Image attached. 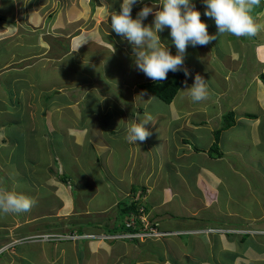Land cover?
<instances>
[{"label":"crops","instance_id":"crops-1","mask_svg":"<svg viewBox=\"0 0 264 264\" xmlns=\"http://www.w3.org/2000/svg\"><path fill=\"white\" fill-rule=\"evenodd\" d=\"M27 1L29 0H21L19 2L21 4H19L17 0H0V32L3 31V39L0 38V43L19 39V30L16 28L13 35L8 34L9 25H12L13 28L17 27L19 19L28 29L34 27L28 21L25 9L28 11L31 8V10L39 11L49 4V1L43 3L40 0H33V5H26ZM96 1L97 6L103 9L100 10L102 16L97 15L96 19H90L91 14L88 18L86 17L90 7L87 2L74 0L73 6L64 5L67 6L68 27L64 23L66 26L59 27L55 32H52L53 34L45 37L43 39L44 46H40L38 51L32 53L33 56L26 58L36 57L38 61L30 62L19 70L21 73L33 71L38 77L41 70L50 69L53 71L56 70L57 63H64V82L53 87L51 89L53 92L46 90L47 94H44L47 97L56 96L49 101L50 103H47L49 107L57 105V109L56 107L55 109L60 114L58 119L67 114L68 118H73V124L66 129L55 128L50 119L53 116V111L46 110L43 106L42 112L45 111V119V114L48 111L50 114L49 125L45 123V127L41 128L44 130L43 132H47V134H43V137L49 139L48 143L51 147L43 143V147L46 146L47 149L40 151L42 145H39L38 149L42 155L50 154L52 156L53 147L56 156L44 170L40 169L39 172L36 170L39 169L40 160L31 162L33 176L37 179L34 182L29 180L35 188L33 199L36 202L31 211L19 215L0 214V217H3V223H0V231L3 233L0 249L11 245L5 252L3 251V264H179V262L182 264H225L223 256L230 264H264V191L261 196L254 197L257 210L255 206H252L250 207L254 209L252 211L248 207L242 208L243 211H233L232 207L230 209L227 205L219 209L221 198L217 197L215 187L217 185L218 187L224 186L227 200L230 199L231 192L225 179L208 169L206 170L207 177L204 176L207 180L204 208L190 211L187 208L189 203L183 202L182 192L178 190L179 182L183 181V175L180 172L181 166L178 168L180 164H183L182 162L171 160L168 165L175 171V178L163 179L167 165L162 160L158 164L152 160L156 153L154 148L149 146L150 144L136 147V144L125 141L124 133L121 136L117 135L120 132V129L117 131V126L107 127L105 131L99 132L97 129L99 127L93 126L95 124L91 123L95 120L91 121L85 118V111H90L91 116L96 113L100 114L98 108L101 102L94 103V105L86 102L88 97L93 98L92 94H95V99L101 97L103 102H107L110 106L112 104L120 106L123 111L122 127L126 131L133 120L139 123L144 119V113H150L154 117V125L150 123L146 125V128L149 131L158 129L155 132L157 139L161 138V130L159 131L162 128V124H159L161 121H166L167 130L172 131L171 134L174 136L175 134L178 136L183 131L187 133L186 136H181V147H177L176 144L174 146L175 152L182 153V155L186 151H193L191 146L193 147L194 140L192 139L196 140L199 137L197 132L205 131L202 125L211 121L214 124L211 125V130L207 134L212 140L204 151L209 153L216 131L225 124V122L223 125L219 123V126L216 122L221 117L225 118V121H232L234 112H237L236 123L234 122L231 127L240 121L245 122V125L251 124L253 129L260 122L264 127V0H261L259 9L253 16L255 22L260 26L254 37L237 38L225 34L221 37V41L217 38L207 46H188L183 65L191 73L190 76H186L187 87L193 85L195 76L199 74L208 83L209 97L203 102L193 103L190 96L183 91L186 90L184 84L171 104L162 102L142 88L153 80L135 67L132 45L111 29L109 14L112 11H120L122 0ZM158 1L156 0V2ZM10 2L14 3V9L11 13H6V9L10 8ZM191 3L195 6L194 10L201 13L202 22L208 25L209 35L215 36L218 30L214 32L209 29L208 22H211V18L204 15L206 6L202 0H191ZM64 4H66L65 0ZM53 5L49 7L52 9ZM104 6L108 7L102 8ZM20 9L21 12H19ZM92 10L94 11L93 6ZM51 13L50 10L48 15ZM21 17L23 18L21 19ZM86 19L91 28H95L94 30L83 28ZM98 20L102 22L100 23ZM144 24L149 25L150 23L145 21ZM105 26L110 28L109 34L102 33L101 28L103 29ZM161 36H163L161 42L169 48L172 55H176L177 49L172 43L170 29H167L166 32L164 30ZM115 41H119V45H114ZM55 49L59 53H56ZM99 51L103 54L98 55ZM15 57L12 54L7 58L0 74L14 70V68L18 69L15 67L17 65L14 61ZM32 60L34 59L32 58ZM41 60L48 62V67L37 68L36 66ZM33 84L35 83L33 82ZM21 89L29 91L26 86H22ZM21 89L15 93L18 97L21 95L23 97V94L27 93L23 90L20 92ZM56 89H59L60 93H54ZM75 90H80V92ZM142 93L145 94L141 95ZM28 97L35 99L37 96L31 94L30 97L28 94ZM95 99L93 98L92 101L95 102ZM155 100L157 103H154ZM153 103L158 105L157 109H152ZM12 106L14 107V104ZM34 115L41 116V112L35 111ZM8 124L9 122H7ZM92 126L94 131L93 129L87 131V128H92ZM29 127L31 131L24 132L23 138H28L30 134H33V137H39L38 131L35 129L40 126L33 124ZM122 127L121 129H123ZM5 128L3 123L0 148L3 151L9 149L12 156L17 142L8 139ZM55 130L64 132L63 140L51 141L54 138ZM110 136L112 138L118 136L119 139L122 137L124 139L122 144L127 143L125 146L129 154L128 161L133 160L134 174L137 170L143 171L140 176L142 181L134 177L126 179L122 176H114L108 179H95L91 175H86L76 177L74 182L71 172L77 168L74 164L78 166L77 146L84 144L91 146L93 158L97 159L98 164H100V160L95 156L96 154L104 155V153L113 152L111 156L113 160H107V163L110 165L113 161L112 168H120L119 153L122 152L120 148L113 150L111 143L107 141ZM57 144L62 146L61 149L57 148L56 150ZM228 152L229 150L227 153L222 151L223 155L219 159H223ZM146 153H151V157H149L151 160L144 161ZM61 154L62 160L59 159ZM139 154H142L143 157L142 160L140 157L137 161ZM10 159L11 157L4 164L3 157V164L0 163V187L3 188L8 186L7 182L10 183V180L13 181L15 178V174H11L9 171ZM65 160L66 162H64ZM55 161L59 163L58 168H56ZM128 164L129 162H127ZM96 169L99 170L97 167ZM100 170L104 174H107L106 172L112 174L111 169L106 168L104 171L101 167ZM152 179H154L155 190L161 193V201L158 205L153 204L151 209L139 207L140 214L135 215L133 207L138 198L144 197L145 199L153 194L152 189L148 188ZM185 179L183 183L187 184ZM71 184L75 186L72 190H70ZM14 185L13 181V189L9 190L20 193L14 188ZM131 185L138 187V192H134ZM79 186L87 187L88 190L82 191ZM160 186L163 187L160 188ZM102 187H106L108 193H111L113 197L108 203L105 202ZM197 196L199 198V195L195 197ZM51 197L55 198L57 207L53 199V203L45 204V208L40 209L42 205L40 202L50 200ZM214 197L216 198L214 199ZM202 209L206 210L205 215H201ZM186 214L189 216L186 217ZM215 215H217L216 218ZM218 217L221 220H217ZM6 218L11 220L7 221ZM131 218L132 220L147 219L151 224L156 223V228L159 231L172 235L159 241L111 239L112 235L130 232L131 229L127 228L126 224L130 222ZM223 219H225V223L222 222ZM240 223H243L241 230L252 231L249 237L226 232L214 233L219 228L235 227L240 229L237 226ZM137 225V228L140 227L139 223ZM210 229H214V231L209 232ZM46 235H68L69 237L60 239L56 236H49L46 239L44 237ZM179 245H181L183 254L182 259L176 255V250H180ZM202 248L205 253L202 252Z\"/></svg>","mask_w":264,"mask_h":264},{"label":"rangeland","instance_id":"rangeland-1","mask_svg":"<svg viewBox=\"0 0 264 264\" xmlns=\"http://www.w3.org/2000/svg\"><path fill=\"white\" fill-rule=\"evenodd\" d=\"M33 0H29L26 2V5L30 4L33 5ZM43 1V3H47L49 1V4L42 10H34L31 8L25 9L27 12V16L29 18L28 21L34 25L33 28L28 29L27 27L23 26L22 22L19 19V23L17 24V27H14L12 25H9L8 28V34L13 35L15 30H19V39L17 41L14 40H9L4 43H0V72L3 71V64L7 62V58H9L12 54H14L15 57V63L17 65L15 66L18 69L14 70H8L9 72L6 73H1L0 74V134H3V123L5 124V132L7 133L8 139H13V141L17 142V147L14 149L12 156L10 155V150L5 149L4 151L1 150L0 148V163L3 164V157H4V164L8 162L9 158L11 157L10 161V166H9V171L11 174H15V178H13V181L15 183L14 188L17 189L20 193L27 195L33 199L34 194H35V188L32 186V182L37 180L33 176L32 172V163L34 161L40 160L39 163V169L36 171L39 172L40 169L44 170L47 164H49L55 155V148L52 147V156L50 154H45L42 155L40 152L42 149H47L46 146L49 145L51 147L49 142V139H46L43 137V134H47V132H43L41 127H45L46 125H49V114L50 111H48L46 115V119L44 117V112H42L43 106L46 108V110L50 109L53 111V116H51V124H54L55 128L61 127V129H66L70 128V125L73 124L72 120L73 118H68L69 115L65 114L62 115L61 119L59 118V112H56L57 105H52L49 107L48 103H50V100H53L55 95L47 97L44 93L47 94L46 90L52 91L51 89L55 87L56 85H59L60 82H64L65 77H64V63H57L56 64V70H41L39 73V76L37 77L36 73L33 71L29 72H20V68L25 67L27 64H30V62H36V57L32 58H27V56H33V52L38 51V48L40 46H44V38L48 37L49 34H53L52 32H55L56 29L59 27H64V23L67 24V27L69 25L68 19H67V6L64 5H72L74 3V0H65L66 4H64V0H40ZM39 1V2H40ZM59 4L57 5V3ZM84 2H87L90 4V7L88 9L86 17L88 18L89 15L91 14L90 19H96L97 15H101L102 13L100 10L101 7L97 6L95 2L96 0H82ZM17 2H21V0H17ZM158 2L156 0H143L142 3L138 2L135 7H133L132 11V16L135 19L137 16V13L145 6L149 7H156L158 6ZM21 4V3H19ZM53 5V10L51 7ZM57 5V6H56ZM99 5V3H98ZM41 6V4H40ZM64 6V7H63ZM92 6L94 7V11L92 10ZM14 9V3L10 2V8L6 9V13H11L12 10ZM52 11L51 14L48 15L49 11ZM58 10V11H57ZM57 11V12H54ZM21 12V9L19 10ZM59 14V15H58ZM52 15V16H51ZM19 16L21 14L19 13ZM23 17H21L22 19ZM154 16L150 15L145 21H148L150 24L153 22ZM144 21V22H145ZM211 22H208L210 27L209 29L211 31L215 30L217 31V27L215 24L214 19H210ZM85 25L83 28L86 30H94L95 28H91V26L88 23V20L86 19ZM98 22H102L98 20ZM10 23H13L10 21ZM15 23V21H14ZM28 25V24H27ZM16 28V29H15ZM84 29V30H85ZM102 33L104 34L107 32L109 34L110 28L107 26L101 28ZM167 28L165 29L166 32ZM169 30V29H168ZM162 33V32H161ZM161 33H159L160 38L163 39V36H161ZM106 34V35H108ZM217 35V33H216ZM109 36V35H108ZM107 36V37H108ZM223 37V36H222ZM0 38L3 39V31L0 32ZM219 38V37H218ZM38 39V43H37ZM165 40V38H164ZM221 41V37L219 38ZM47 43H49V40H47ZM62 43V42H61ZM114 45H119V41H115ZM53 48V47H51ZM53 50V49H51ZM56 53L57 50L55 49ZM103 54L101 51H99V54ZM106 56V55H103ZM24 59V60H23ZM27 60V61H25ZM46 66L48 67V62L41 60L37 64V68ZM61 68V69H60ZM69 72V71H68ZM73 75V74H72ZM75 75V74H74ZM78 76V74H77ZM38 82H37V81ZM33 82L35 84H33ZM22 86H26V88L29 89V91H26V89H21ZM110 89L112 87H109ZM20 92L26 91L28 94H33L36 98L32 99L28 97L27 93L23 94L20 97H18L15 93L19 90ZM31 91V92H30ZM41 91V92H40ZM76 92H80V90H75ZM53 92V91H52ZM54 93H60L59 89H56V92ZM53 93V94H54ZM15 96H17L15 98ZM93 98L95 99V94H92ZM56 97V96H55ZM233 97V96H232ZM92 97H88L86 100L87 103L90 105H94V103H99L100 109V114H94L91 116L90 111H85V118L87 120H95L92 121V124H95L93 126H98L99 128L98 131H105L107 127H115L117 126L118 129H120V132L117 134L118 136L121 134H127L126 129L122 127L123 123V111L121 110L120 106L112 104L110 106L107 102H103L101 97H97L95 99V102L92 101ZM91 100V101H90ZM48 102V103H47ZM14 104V107L12 104ZM154 103H157V100H155ZM152 105V109H157L158 105L154 104ZM89 105V106H90ZM56 107V109H55ZM55 109V110H54ZM216 112V109H214ZM246 110V109H245ZM39 111L41 112V116H35L34 112ZM84 111V110H83ZM212 111V110H211ZM61 113V111H60ZM236 114L237 112H234V117L233 120L235 119L236 123ZM117 117V118H116ZM226 117V115H225ZM7 122L9 124L7 125ZM225 122V118L222 119V117L216 122L217 125L220 126L223 125ZM159 123V122H157ZM34 126H40V128H36L35 131H38L39 137H33V134H30L28 138H23V134L26 131H31L30 130V125ZM91 124V125H92ZM159 124H162V128L159 129L161 130V138L157 139L155 137V132L158 129L151 130L150 132L152 135L148 138L147 141L145 142H137L136 147L141 145L142 147L145 146V144H150L152 148H154V151L156 155H154V162L156 164L159 163L160 160H162L165 165L164 173H163V179H169L170 177H173L172 179L175 178L174 175V170L171 169V166L168 164L171 163V160H176L179 161L180 163L182 162L183 164H180L178 168L180 167V172L181 175H183V181L184 178L187 184L182 182H179V187L178 190L182 192V200L183 202H188L189 206H187L188 210L193 211L197 210L198 208H204L205 205V199H204V194L207 191V180L205 179L204 176L207 177L206 170L211 169L213 172L217 173L219 177L221 176L223 179H225V183L228 184L229 189H230V194L231 195L230 199L225 197L226 191L224 190V186L218 187V185L215 187V190L217 191L218 198H221L219 205L220 207L224 208V205H227L228 207H232L233 211H238L242 210L244 207H252L255 206L254 204V197L261 196L262 191H264V127L263 124L260 122L257 124L256 128L253 129L251 124H246L245 122L240 121V123L235 124L233 127L230 129L224 130L221 134L220 142H219V147L221 152L227 153L229 150L228 154L223 157V159H216V157L211 156L209 153H205L204 151L206 150L208 144H210L212 138L210 137L209 130H211V125L214 123H211V121L208 124L202 125L205 131L203 132H197L199 134V137L194 140L193 149L190 150V152L186 151L185 154L182 155V153L175 152V144L177 147H181L180 144V139L181 136H186L187 133L185 131L180 132L179 135L177 134L172 135V131L167 130L168 124L166 121H161ZM90 125V126H91ZM226 123L220 127L222 129ZM87 128L88 130L94 131V128ZM166 126V127H165ZM121 127L123 129H121ZM60 129V130H61ZM218 129V130H220ZM64 132L62 131H57L55 130V133L53 134L54 138L51 141L54 140H63L64 137ZM159 135V132H158ZM117 137L112 138L110 136L109 140H107L110 145L112 146L113 150L116 148H120L122 153L120 154V168L114 169L112 168L114 163H110L108 165V161L112 159L111 157L113 155V152H107L104 153V155H95L99 160L100 164H98L97 159L94 160V155L91 149H93L91 146H88L86 144L82 146H77L76 151L78 155V166L74 164L77 168L76 170L72 171L70 169L71 175L74 178V182L76 180V177H83L86 175H91L95 179H108L112 178L114 176H122V178H130L134 177L135 179H138L139 181L140 176L142 175L143 171H138L134 174V166H133V160L129 159V154L127 152V147L126 144L124 143L121 137L119 139ZM168 136V137H167ZM44 140V141H43ZM125 141H127L125 139ZM162 141H165V143H162ZM216 141V137L214 139V143ZM45 147H43L44 145ZM212 143V145L214 144ZM66 145L68 144L65 143ZM39 145H42L40 148V151L38 149ZM72 145V144H70ZM61 145L57 144L56 145V150L57 148L61 149ZM195 147V148H194ZM151 153H146L144 161L146 160H151L149 157ZM59 159L62 160V154L59 155ZM52 157V159H51ZM142 157V154H139L137 157L138 158ZM68 160V159H66ZM66 160L64 162H66ZM32 162V163H31ZM69 162H70V157H69ZM127 162L129 164L127 165ZM56 168H58L59 163L55 161ZM71 164V163H70ZM112 165V166H111ZM99 168V170L96 169ZM105 169H111V172H106L107 174H104L103 171L100 170V168ZM154 168V167H153ZM115 172V173H114ZM181 177V176H180ZM145 178V177H144ZM152 179L150 181V184L148 188L152 189L153 194L150 195L148 198L144 197L138 198L137 203L135 204L137 208L142 207L144 209H151L153 207V204L158 205L161 201V193L158 190H155V187L153 186V181ZM198 180V181H197ZM13 181L10 180V183L13 185ZM142 181V180H141ZM7 182L8 186L6 187L7 189H13V186ZM128 183V181H126ZM135 185H131V189L134 190V192H138V187H134ZM81 187V186H79ZM163 186H160L162 188ZM75 188L74 184H71L70 190ZM123 189V185L121 186ZM79 189H82V191H87V187H81ZM102 194L105 196V202L108 203V201H111L113 199L111 193H108V189L106 187H102ZM215 192V191H214ZM196 195H199L195 197ZM212 196H214L212 194ZM221 196V197H220ZM224 196V197H223ZM216 197H214L215 199ZM54 199V204L57 203L54 197H51L50 200H43L40 202L42 204L40 206V209H44L45 204H50L53 203ZM231 199H234L235 201H232ZM145 200V201H144ZM78 202V201H77ZM80 203V202H78ZM110 203V202H109ZM39 205V204H37ZM210 205V204H209ZM212 205V203H211ZM256 208V206H255ZM245 209V208H244ZM251 209V208H250ZM254 209H251V211ZM257 210V208H256ZM53 211V210H52ZM243 211V210H242ZM258 212V211H257ZM201 215L206 214V210L202 209L200 211ZM189 215L186 214V217ZM217 215H215L216 218ZM129 219V217H127ZM132 219V218H131ZM130 219V220H131ZM220 217H218L217 220H219ZM5 220L9 221L11 219L6 218ZM216 220V219H215ZM221 220V219H220ZM225 223V219L222 221ZM0 223H3V217H0ZM235 230V229H233ZM3 239V233L0 231V241ZM153 241H159L157 239H153ZM138 242V241H137ZM202 247V245H201ZM180 250H176V255L177 257H180L181 259L183 258V254L181 251V245H179ZM202 252L203 251L202 248ZM146 255V254H145ZM3 253L0 254V264H3ZM223 262H226L225 264H230L223 256ZM179 264H182V262H179Z\"/></svg>","mask_w":264,"mask_h":264},{"label":"clouds","instance_id":"clouds-1","mask_svg":"<svg viewBox=\"0 0 264 264\" xmlns=\"http://www.w3.org/2000/svg\"><path fill=\"white\" fill-rule=\"evenodd\" d=\"M138 2L142 3L143 0H122L120 11H112L109 14L110 26L116 34L125 38L132 45L135 67L157 83L166 81L170 71L175 73L183 70L185 76L191 75L188 69L183 67L189 45L192 47L207 46L210 42L225 34L237 38L254 37L260 28L255 22L252 13L255 8L260 6L261 0H202L206 6L204 15L214 19L218 29L215 36L209 35L208 25L202 22L201 13L194 10L195 6L191 3V0H159L156 7L145 5L134 19L132 16L133 6ZM107 7L104 6L102 8ZM150 15L154 16V20L151 24L145 25L144 21ZM166 28L170 29L172 43L177 49L176 55H172L169 48L161 42L159 33L163 32ZM185 86L186 90L183 91L190 96L193 103H200L208 99V83L201 75L197 74L195 76L191 87H187V81H185ZM143 94L145 93L141 95ZM153 121L154 117L150 113H144V119L140 120L139 123L133 120L127 128L125 139L131 144L145 142L152 135L146 128V125L150 123L154 125ZM35 203V200L27 195L0 187V214L19 215L30 212ZM127 228L130 227L127 226ZM216 230L210 229L208 231H214V233L226 232L243 236L249 235L252 232L251 230L241 229ZM158 232L161 236L154 239L160 240L172 235L159 230ZM131 233L137 232L130 231L115 234L112 235L111 239L129 241L153 240L118 238V236ZM49 236H56L60 239L69 237L68 235H46L44 237L47 239ZM10 246L0 249V254L4 253Z\"/></svg>","mask_w":264,"mask_h":264},{"label":"trees","instance_id":"trees-1","mask_svg":"<svg viewBox=\"0 0 264 264\" xmlns=\"http://www.w3.org/2000/svg\"><path fill=\"white\" fill-rule=\"evenodd\" d=\"M258 9H259V7L254 9V11L252 13L253 16L256 15ZM185 81H187V79H186V76H185L183 70H181L179 72H175V73L170 71L168 73V77H167L166 81L159 82V83L153 81L151 83L144 85L142 88L145 91L154 95L156 98H158L162 102H164L166 104H171L173 102V100L175 99V97L177 96V94L179 93V90L185 84ZM232 114H234V113H232ZM225 123H226V125L222 129L216 131V135H215L216 141L211 146L210 151H209V154L213 157H216L217 159H219L223 155L221 150H220V147H219L221 132H222V130L231 128V126L234 124V121H233V119H232V121L226 120ZM133 213L135 215L140 214L139 208H137L136 205L133 207ZM135 220L137 223H139L141 225V221H139L138 219H135ZM137 223L134 226L129 228V229H131L130 231H132V232H138L139 231L140 232L141 230H143V225H141L140 227L137 228V226H138ZM151 226L156 228V223L152 224ZM237 226H239L241 229L243 227V223L237 224ZM219 229H222V228H219ZM227 229L228 230H233V229L240 230L239 228H235V227H231V228L228 227ZM247 236L249 237L250 234L245 235V237H247Z\"/></svg>","mask_w":264,"mask_h":264},{"label":"built area","instance_id":"built-area-1","mask_svg":"<svg viewBox=\"0 0 264 264\" xmlns=\"http://www.w3.org/2000/svg\"><path fill=\"white\" fill-rule=\"evenodd\" d=\"M143 225V230L137 233H131V234H125L122 236H118V238H138V239H154V238H159L161 234L158 232L156 228H153L150 222H148L147 219H140ZM136 220H132L128 223V227H132L136 224Z\"/></svg>","mask_w":264,"mask_h":264}]
</instances>
